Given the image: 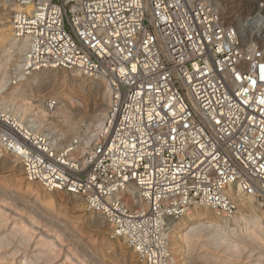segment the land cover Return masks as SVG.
Segmentation results:
<instances>
[{"label": "built area", "instance_id": "built-area-1", "mask_svg": "<svg viewBox=\"0 0 264 264\" xmlns=\"http://www.w3.org/2000/svg\"><path fill=\"white\" fill-rule=\"evenodd\" d=\"M14 2L13 34L29 46L13 85L63 68L110 90L102 128L77 159L68 153L79 139L57 147L0 108V149L25 178L82 197L145 264H171L167 234L192 206L232 215V190L264 207V49L242 43L215 0ZM130 188L145 209L129 204Z\"/></svg>", "mask_w": 264, "mask_h": 264}, {"label": "bare ground", "instance_id": "bare-ground-1", "mask_svg": "<svg viewBox=\"0 0 264 264\" xmlns=\"http://www.w3.org/2000/svg\"><path fill=\"white\" fill-rule=\"evenodd\" d=\"M215 1L218 5L221 15L224 16L225 14L224 13L225 7H223L224 4L222 3L223 5L221 6L219 3V0H215ZM228 1H231V0H228ZM4 4L7 5L9 8V12L7 14L9 15L10 19L8 18L6 20L5 23L7 26L6 28L2 30V33L0 35V38H1L0 39V108L2 109V111L7 117H10V118L13 117V119L17 123L23 125L29 130L30 128H32L36 132L40 133L42 130L46 128L49 131L48 134L51 135L52 142L57 147L63 146V144L61 145V143H63L64 140H65L64 143H67V145H70L76 139H79L81 143L73 151H70L68 153L69 158L77 159L78 157H81L84 154V152H86L87 147L90 144H92V142L97 138V135L99 134V131L102 128V125L104 123V118L106 115V112H105L106 109L104 108L102 110V114H99L98 116L95 115L97 118V122L89 126L86 130L81 131V123H80L81 120L79 117L88 111L87 109L88 105L86 102V98L84 97V95H82L79 92L80 89L82 88V84L85 82H88L89 84H94V83L102 84L106 87V93L108 96L110 95L109 87L106 81H104L103 79L89 77L81 73L79 70H70L72 74L66 76L64 80H62V82L58 84L57 87L54 88V90H56L57 92L53 98L58 99L59 102L57 106L50 109L49 106L45 104L42 94L41 95L39 94L37 99L35 100L33 99L31 95H35L36 91L37 93H39L43 85L47 83V79L50 76L51 77L55 76L57 71H59L60 69L62 71L64 70V73L69 70H65L63 68L40 69L38 71L30 73L29 75L20 76V78L18 79L19 82H16L15 85L11 84L12 78L11 79L8 78V74L5 69L8 63V59L10 58V56H13V54H16L17 59L14 65L19 66L22 63L24 56L28 50L29 42H28L27 37L17 39L15 35L13 34L11 14L15 8L14 0H4ZM260 9L261 10L258 9L259 10L258 14L256 15L254 14L255 15V16L253 15L254 17L251 16V18L248 19V23H246L247 24L246 28L252 32L251 34L253 35V38L252 36L247 35L248 34L247 29L243 32L244 29L243 30L239 29L240 26L235 27L236 25L233 26L229 24L230 26H233L238 30L240 37L242 36V43H244L243 42L244 40L248 42L250 46H254V47H257L258 43H261V42L264 43V5H262ZM5 56L6 57L8 56L6 61H5ZM40 74H42L43 76L45 75L46 77H41L37 79V76ZM70 80H72V82L69 83L68 81ZM8 85L9 87H7ZM32 99L33 101H37L39 103L35 104V102H33ZM89 113L91 114V112ZM72 136H74V138ZM61 140L63 141L60 143ZM77 152L79 153L78 155H77ZM7 155H10V154H7L4 150L0 149V158H2L3 164L8 165L9 163H11L10 159L11 157H13L12 162L14 163L17 162L19 165L18 170L21 173L22 172L24 173V170L19 162V158L16 157V155H10L6 157ZM25 179L26 180H24L21 176H19V178L16 177V180L14 181V183L20 186L22 185L26 188L28 187L34 190L35 192L34 191L32 192L36 194H41L44 192L45 196L47 197V201H49V199L52 198L51 191L44 189L38 183L31 182L27 178ZM5 189L7 188H4L3 190L5 191ZM10 192L12 191L10 190ZM229 193L232 194L234 200L236 201L238 205L237 210L234 214L232 215L218 214L211 207L204 206V205H195V206L190 207L184 213V215L174 223L172 228H170L169 233L167 234V239H168L167 243H168V249H169L170 257H171V264H234L235 261H237L238 259H241L239 257L242 255V253L245 251L247 247L249 248V251H251L252 253L256 252L255 255L257 257L255 260L257 261V264H264V207L261 206L259 203H257V201L251 196H246L240 193H236V191L234 192L232 190H229ZM25 195H26V198L21 195H13L12 196L13 198L9 197L7 199L8 200L15 199L16 201L21 200L23 201L24 205L30 204L31 206H33L34 204L33 202H31V200L28 199V195L26 193ZM125 195L127 197L129 204L139 209L146 208L145 203L140 198L139 193L137 192L136 189L130 188ZM75 196L78 197V199L82 198L78 195H75ZM43 203L44 202L42 201V204ZM48 203L49 202H46V204ZM19 204L21 203H17V202L14 203L13 201H11L6 206L14 205V207H16L18 210L20 206ZM2 208L4 207H1V209ZM42 208L43 206H40V208H36L37 212L36 210H34L35 214H37L36 216L40 218H44L43 219L44 221L46 219L49 220L48 223L50 224H52V222L57 223L56 221L57 216L51 213V210H52L51 206L49 208V210L51 209L50 211L47 210L48 208L47 209H44V208L42 209ZM10 209L5 208V210L7 211L6 212L7 216H8L6 218L8 219L13 215L12 212H11L12 214L11 213L8 214V211ZM21 209H24V208H21ZM32 211L33 210H31V212ZM32 213H31L32 219L30 218L32 221H29V220L26 221L27 219L26 220L25 218L22 219V217L19 221H17L16 223L17 228H15L16 231L7 232V231H4L3 229L0 230V251L8 252V254L10 253V255L12 256L11 260H13L15 256L18 255L20 252H23V254H19L20 255L19 264H51V261L54 258L52 256H54V254L56 253L55 247L58 246V244H56V241L53 240L51 237H48L47 235L46 236L41 235L40 237L42 239H40V241L38 242L44 247H46L47 250L44 251L45 253L40 252L42 254L41 255V254H37L39 251L36 252V254L31 252L30 256L28 255L29 251L27 253V250H28L27 243L34 237V235L37 234V230H38V228H35L37 227L35 225L36 216ZM53 213L56 214V212H53ZM18 214L14 213L13 217L17 216ZM94 214H96L95 216H97L98 223L106 224V226H110V224L106 221V219L102 215L98 213H94ZM18 216H21V215H18ZM33 219L35 220L33 221ZM59 219H61V216ZM37 221L38 220H36V222ZM57 224L60 225L59 221ZM61 225H63V223ZM92 225L94 228L95 224H92ZM96 227L98 230L99 225ZM91 229H92V226H91ZM102 229L103 228H101V230ZM108 229L112 230L111 226ZM19 232L21 235L20 237L18 235ZM37 235H40V234H37ZM16 237H17V240L15 239ZM118 239H119L118 242H119L120 247L123 248V245L124 244L126 245L125 240H123V238H118ZM25 241H28V242H25ZM101 243L104 246L112 245L111 240L105 239V238L101 241ZM180 247H186V250H187L186 251L187 255H184L182 258H178V256L176 255ZM202 248H204L205 250L203 249L204 251L197 253L198 250L199 249L202 250ZM217 249H221L219 250V251H222V253L219 252L220 254H223L226 252L225 253L226 255L225 256L215 255L213 252L214 250L216 251ZM132 251L134 252V253L132 252V255L135 254L136 256L135 251L133 249ZM47 252L48 254L50 253L52 256H50L49 254L45 257ZM219 253L217 252V254ZM252 253H250L249 256H246L243 258L247 259L251 257ZM7 255L6 253L0 254V264L8 263ZM96 257H98L99 260H102L99 256H96ZM98 258H96V260H98ZM99 262L102 263V261H99ZM111 262L112 261H110V263Z\"/></svg>", "mask_w": 264, "mask_h": 264}, {"label": "rangeland", "instance_id": "rangeland-1", "mask_svg": "<svg viewBox=\"0 0 264 264\" xmlns=\"http://www.w3.org/2000/svg\"><path fill=\"white\" fill-rule=\"evenodd\" d=\"M223 1H225V0H219L220 5L222 6L224 4L223 7H225V9H224L225 14H224V16H222L223 19L225 20V22L228 25L229 24L233 25V26L236 25L235 27L240 26L239 29H242V30L244 29L243 32L247 29L246 23H248V19L251 18V16H253L254 14L255 15L258 14V11L261 10L260 9L261 6L264 5V0H254L255 5L253 7H250L248 5L246 6L244 4L243 0H237L238 2L236 0L235 1L234 0H231V1L227 0L228 2L227 1L223 2ZM225 4H226V6H225ZM253 8L254 9L258 8L259 10L255 9V11H254ZM8 12H9L8 6L4 4V0H0V35L2 33V30L4 28H6V26H7L5 22L9 18V15L7 14ZM247 14L250 16H248ZM242 25H243V27H242ZM244 26H245V28H244ZM247 32H248L247 35L252 36V38H253V35L251 34L252 32L248 29H247ZM249 38H251V37H249ZM241 39H242V36H241ZM243 42L245 44L249 45L248 42H246L244 40H243ZM258 44H257V47H260V48L263 47V49H264V43L261 42ZM7 58H8V56L7 57L5 56V61ZM16 59H17L16 54H13V56H10V58L8 59L7 66L5 68L7 71V74H8V78H10V79L12 78V67H13L14 63L16 62ZM71 74H72L71 71H67L64 73V70L62 71L60 69L59 71H57L55 76H52V77L50 76L47 79V83L43 85L44 88L42 87L41 91L39 93H37V91L35 90L36 91V93L34 92L35 95H31V96L35 100V99H37L39 94L40 95L42 94L44 101L46 99H48L49 97H54V95L57 92L56 90H54V88L57 87L58 84H60L66 76L71 75ZM41 77H46V76L45 75L43 76L42 74H40L37 76V79L41 78ZM68 82L70 83V82H72V80H70ZM7 87H9V85ZM79 92L82 95H84V97L86 98L87 105H88L87 106L88 111L79 117L81 120L80 121L81 131H83V130H86L92 124L97 122V118L95 115L98 116L99 114H102V110L104 108L106 109L105 112H107L108 103H109V96L106 93V87L102 84H99V83L89 84L88 82H85L82 84V88L80 89ZM33 99H32V101H33ZM33 102H35V104L39 103L37 101H33ZM89 112H91V114ZM41 132L49 133V131L46 128L44 130H42ZM72 137L74 138V136H72ZM63 140H61L60 143ZM64 142H65V140L63 141V143H61V145L67 144ZM8 156H10V155H7L6 157H8ZM12 158L13 157H11V159L9 158L11 160V163H9L8 165H4L2 158H0V182H1L0 188H2V189H0V192H1L0 193V205H1L0 206V211H1V213H0V230L3 229L4 231H7V232L16 231L15 228H17V225H16L17 221H19L21 219V217H22V219H24V218H25V220L27 219L26 221H28V220L32 221L31 220L32 219L31 213L34 212L32 214H34L36 216L37 214H35L34 210H36V208H40V206H43L44 209L48 208L47 210H49V208L51 206V209H52V210L50 209L51 213L58 217L57 218L55 216L57 223H58V221L60 223V225L57 224L56 222H52V224H50V223H48L49 220L46 219L44 221L43 220L44 218H40L37 216L35 217V219L38 220L37 222L35 219H33V221L35 220V225L37 226L35 228H38L37 234H40V235H37V234L34 235V237L29 242L25 241V242H28L27 243L28 244L27 253L29 251V254H28L29 256L31 255V252L34 254H36V252H38V251L39 252L37 254L45 253L44 251L47 250L46 247H44L43 245H41L38 242L40 241V239H42L40 237L41 235H43V236L47 235L48 237H51L53 240H55L56 244H58V246L55 247L56 253L55 254L53 253L54 256H52L49 253L50 256L54 257L53 260L51 261V264H107V263H109V264H111V263L112 264H144L143 262L139 261L136 258L135 254L132 255L133 251L130 247H128L125 244L123 245L124 249L122 247H120L119 242H118L119 239L113 238L111 236L112 230L108 229L110 226H106V224L98 223L97 216H95L96 214L91 213V212L86 210L85 203L82 200V198L78 199V197H76L75 195H72V194L62 193L59 191H53V192H51L52 198L49 199V201H47V197L45 196L44 192L41 194H36V193H34L35 192L34 190H32L28 187L26 188L22 185L21 186L17 185L16 183H14V181L16 180V177L19 178V176H21L24 180H26V179H25L24 173L23 172L21 173L18 170V167H19L18 163L12 162V160H13ZM4 188H7V189H5L6 192L3 190ZM7 190L9 191V193ZM10 190L12 192H10ZM2 191H3V193H2ZM32 191H34V192H32ZM25 193L28 195V199L31 200V202H33V204H34L33 206H31L30 204L24 205L23 201H21V200H18L19 201L18 202L15 199L14 200L13 199L12 200L7 199L9 197L11 198L13 195H21V196H24L26 198ZM42 197H43V199H42ZM35 198L37 199V201ZM44 199H46V200H44ZM11 201H13L14 203H16V202L21 203L22 205L21 204H19V205L21 206V208H24V209H21L19 206V209L22 210L21 211L19 209L17 210V208L14 207V205L6 206ZM42 201L44 202L43 204H42ZM46 202H49V203L46 204ZM2 204H3V206H2ZM34 206H36V207H34ZM1 207H4V208L1 209ZM11 207H13V208H11ZM5 208L6 209L11 208L8 211V214L12 212L14 215V213L18 214L20 212L18 215H21V216L17 215L15 217H13V215H12L8 219V218H6L8 216H7V213H6L7 211L5 210ZM3 209H4V211H3ZM31 210H33V211L31 212ZM2 211L4 212V214ZM14 211H16V212H14ZM17 211H19V212H17ZM36 212H37V210H36ZM53 212H56V214ZM5 213H6V215H5ZM60 216H61V219H59ZM4 218L6 220L7 219L8 220L6 221ZM37 218H39V219H37ZM1 221L3 222V224ZM62 223H63V225H61ZM92 224H95L94 228H93ZM98 225H99V228L97 230L96 226H98ZM91 226H92V229H91ZM95 227H96V229H95ZM100 227L103 228L104 230L103 229L101 230ZM11 229H13V230H11ZM18 235H19V237L21 236L20 232ZM73 236H74V238H73ZM104 238L111 240L112 245L111 246L102 245L101 241ZM15 239L17 240V237ZM203 249L204 248H202V250L199 249L197 253L205 250V249L204 250ZM219 250H221V249H217L216 251L214 250L213 253L215 255H220V256L226 255L225 254L226 252L223 254H220V253H222V251H219ZM186 251H187L186 247H180L178 252L176 253V255L178 256V258H182L184 255H187ZM217 252L218 253L220 252V253L217 254ZM1 253L2 254L6 253V255L8 254V252H5V251H3V252L0 251V254ZM250 253H252V252L249 251V248L247 247L245 249V251L242 253V255L239 257L241 259L237 258L238 260L236 259L237 261H235L234 264H239V263L240 264H244V263L245 264H247V263L248 264L249 263L250 264H255V263L257 264V261L255 260L257 257L255 255L256 252H253L251 254L252 256L247 258V259L243 258V257L249 256ZM19 254H23V252H20ZM19 254L16 255L13 260H11L12 256L9 253L8 254L9 256L7 255V257H8L7 258L8 259L7 264H19V261H20V258H19L20 255ZM34 254H32V255H34ZM49 254L47 252L45 257ZM93 254L94 255L96 254V255L94 256ZM96 256H99L102 260H99V258ZM96 258H98L99 261H102V263L99 262L98 260H96ZM243 259H244V261H243ZM108 260H110L112 262L110 263V261H108ZM106 261H107V263H106Z\"/></svg>", "mask_w": 264, "mask_h": 264}]
</instances>
